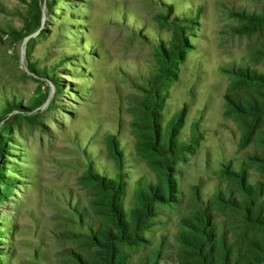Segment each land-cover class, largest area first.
<instances>
[{"label": "rangeland", "instance_id": "374dc122", "mask_svg": "<svg viewBox=\"0 0 264 264\" xmlns=\"http://www.w3.org/2000/svg\"><path fill=\"white\" fill-rule=\"evenodd\" d=\"M240 68L264 74V0H0V264H106L88 236L114 227L101 176L123 180L131 213L167 165L180 203L157 200L132 260L196 264L178 237L204 209L253 255L219 197L243 196L228 170L264 186V121L248 136L256 117L236 104L264 89ZM179 120L193 149L175 165Z\"/></svg>", "mask_w": 264, "mask_h": 264}, {"label": "trees", "instance_id": "16d2710c", "mask_svg": "<svg viewBox=\"0 0 264 264\" xmlns=\"http://www.w3.org/2000/svg\"><path fill=\"white\" fill-rule=\"evenodd\" d=\"M174 61L175 59L170 56V61L166 65V71H168L169 75H171ZM239 73L245 82L251 85H259L264 89V74L251 69L244 70L243 68H240ZM236 104L244 113L252 114L256 117L254 122L249 124L248 136H250L264 121V92L261 100L253 102L246 99ZM180 122L181 120L169 126L170 133L166 135V138L164 137V143L167 144L166 153L174 155L175 162L171 163L175 165L180 160H185L180 155L187 156L193 149L192 146H179L175 141L174 135L177 132L180 133ZM154 125L158 130H161V125H157L155 122ZM197 126L200 128L199 124ZM195 137L192 140L193 143H199L200 136L196 134ZM161 139H163V136L158 138V141ZM153 140L155 141L156 139L153 138ZM245 141L248 143L249 140ZM169 154L168 158L170 157ZM253 159L259 161L264 167V156L255 155ZM165 168L166 170L163 174L165 178H162V184L147 186L150 190L149 192L138 182L141 189V207L134 208L131 213L125 210L122 199L126 192L123 180L120 177L110 180L105 176H101L102 180L99 185L104 188L106 193L107 206L112 216L114 227L109 226L108 229L94 230L88 236L94 245L98 244L103 249L106 264H151L148 258L141 262L132 260V256L126 252V247L140 245V241L144 238V233L154 226V216H157V200H161L170 207L173 202L180 203L177 195L179 193L178 179L174 174L176 170L170 165ZM228 171H231V174L236 177L235 179L239 183L243 196L239 199L235 194L230 193V197H226L221 192L219 197L225 206H233L242 211L246 231L245 236L251 231L255 232L256 235L249 238V247L253 251V255L247 256L241 243L230 244L226 234L219 233L214 216L208 209H204V211L199 213L196 217L197 223L190 221L189 225L193 227L190 233L182 232L178 238L187 248V251L194 256L196 264H264V186L261 182L251 183L249 174L244 168L241 172ZM245 236H243V239H245ZM0 251L2 252V250ZM153 255L157 257L159 254L155 250Z\"/></svg>", "mask_w": 264, "mask_h": 264}]
</instances>
